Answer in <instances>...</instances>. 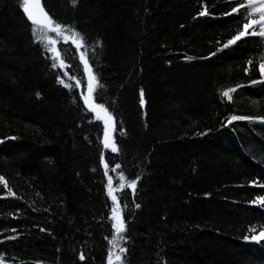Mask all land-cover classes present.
<instances>
[{
  "label": "trees",
  "instance_id": "16d2710c",
  "mask_svg": "<svg viewBox=\"0 0 264 264\" xmlns=\"http://www.w3.org/2000/svg\"><path fill=\"white\" fill-rule=\"evenodd\" d=\"M22 4L0 0V264H108L109 250L113 264H264V240L250 239L264 231V38L224 47L246 9L41 0L84 37L57 39L55 54ZM86 68L116 152L84 108ZM109 177L127 228L115 248Z\"/></svg>",
  "mask_w": 264,
  "mask_h": 264
},
{
  "label": "snow or ice",
  "instance_id": "6c2138e0",
  "mask_svg": "<svg viewBox=\"0 0 264 264\" xmlns=\"http://www.w3.org/2000/svg\"><path fill=\"white\" fill-rule=\"evenodd\" d=\"M18 2H19V0H18ZM77 2H78V0H72V3L74 6ZM235 2L237 4H239L240 7L238 8V7L234 6V7H232L231 12L226 13V14L231 15L232 13H238V12H240V8H245L246 11L240 13L241 20H242V30H238L237 33H235L233 35V37L227 41V43L224 45V47H228L229 45L235 44L237 41L241 40L242 38H244L246 36H259V37L264 38V0H247V3H245V0H235ZM22 7H23V11L27 15V18L32 22L33 25H39L40 30L46 29L47 31H55V32H57L58 35H62L63 32L66 30L70 31L72 33V38H73L74 42L79 41L78 47L83 46L84 37L79 32H76L73 28L70 27L68 29H64V27L61 24L55 22L48 15V13L45 12L44 9L40 6L39 0H23ZM33 9H39V13L43 17V19H38L37 15L34 14ZM257 13H258V18H254ZM199 14L200 15H207L208 11H207V9H205L204 11L200 12ZM257 26H258V30H256ZM249 29H252V31H249ZM32 31H33V35L37 38V40H42V39L46 38V37L40 36L38 34V28L37 27H33ZM49 43H52V42L49 40ZM49 50L51 51V49H49ZM54 58H56V57H54ZM262 60H264V58H262ZM85 63H86V61H85ZM248 63L251 65L253 62L250 60ZM55 66L56 65L54 64L53 67H55ZM86 70L89 72L91 81L93 83L90 85V88H89V96L85 98V104L92 111L99 110V111H97V119H104V124H105L104 147L105 148L111 147V150L113 152H116V151H118V148L115 145V143H111V144L109 143V141H111V139H112V131L114 130V124L111 123L112 122V116L102 104L93 105L91 103V93L95 91V87L97 85H99V81L97 80L95 75L91 74L90 68H86ZM259 70H260L261 74L264 75V62H261L259 64ZM60 83H64V82L61 80ZM253 83H256V81H253ZM64 86L65 87H71L68 84H64ZM99 86L102 87V85H99ZM231 91H235V89H229V90L223 92V95L225 97H228L229 99H231V97L229 95V93ZM140 102H141V105L144 104L143 89H141V91H140ZM100 111L105 113V117H101L99 115ZM244 119H251V118L233 115L229 122L237 121V120H244ZM116 167L119 168L120 166L116 165ZM105 168L107 169V165H105ZM114 170L115 169H113V171ZM105 175H107V171H105ZM120 179L121 180L125 179L123 173H121ZM2 180H3V178L0 177V181H2ZM135 185H136L135 180H132L128 183V187L132 188L133 191L135 190ZM107 187L109 189L108 195L111 197V199L114 202L113 207L111 209L112 215H111L110 219L112 221H114V223L112 224V228L115 229V235L112 236V239L109 242L115 248L118 246L117 241L126 239V237L123 235V233L126 232L127 228H126V222L122 217V209L120 208L119 204L116 203L117 197L112 194L114 189L112 188L111 177H109ZM254 202H259L261 204H264V199H261L259 201H254ZM124 207H127V205H125ZM136 207H139V205L137 204ZM250 231L255 232L256 231L255 227L250 229ZM10 238L14 239L15 237H10ZM245 239H249V237H245ZM250 239L253 241H256V242H259L260 240H264V231H260L258 235H252L250 237ZM120 252L121 253L126 252V249L123 247H120ZM114 255L115 254L112 252V250H109L108 264H113V256ZM80 259L81 260L84 259L83 254L80 255ZM115 260L121 261V256L115 255Z\"/></svg>",
  "mask_w": 264,
  "mask_h": 264
},
{
  "label": "rangeland",
  "instance_id": "374dc122",
  "mask_svg": "<svg viewBox=\"0 0 264 264\" xmlns=\"http://www.w3.org/2000/svg\"><path fill=\"white\" fill-rule=\"evenodd\" d=\"M256 15H257L256 18H258V13ZM257 28H258V26H257ZM45 31H46V35H47V38H45V39H46L47 42H49V40L52 42V43H49V45H50L52 51L55 52V54H56L55 46H56V42H57L56 40L57 39L62 40V41L69 40V41H72L74 45L78 46V42L77 41L74 42L73 38H71V37H69L67 35H64V34L58 35L57 32H55V31H47L46 29H45ZM49 33L52 34V38L49 37ZM261 76H262V78H264V75L261 74ZM111 123H113V120H112ZM102 124H103V128H105L104 119L102 120ZM104 142H105V134H104V131H103V139H102L103 146H104ZM109 143L110 144L114 143L113 131H112V139H111V141H109ZM107 149L112 151L111 147H108ZM258 234H256V235H258Z\"/></svg>",
  "mask_w": 264,
  "mask_h": 264
},
{
  "label": "water",
  "instance_id": "95a60500",
  "mask_svg": "<svg viewBox=\"0 0 264 264\" xmlns=\"http://www.w3.org/2000/svg\"><path fill=\"white\" fill-rule=\"evenodd\" d=\"M39 3H40V6L42 7V5H41V0H39ZM33 11H34V14L37 15L38 19H43V17H42V16L40 15V13H39V9H33ZM24 14H25V12H24ZM25 16H26V18H27V15H26V14H25ZM27 19H28V18H27ZM28 21H29L30 23H32L29 19H28ZM38 26H39V25H38ZM90 85H91V78H90V74H89V72H87V91H86V93H85V97H84V99H83V104H84V108L86 109V111H88V112L91 113L92 115H97V111H99V110H97V111H92V110H90L89 107L85 104V98L89 96V88H90ZM91 103H92L93 105H96V104L94 103V101H93L92 95H91ZM99 115H100L101 117H105V115H104V113H103L102 111L99 112ZM99 120H103V119H99Z\"/></svg>",
  "mask_w": 264,
  "mask_h": 264
},
{
  "label": "bare ground",
  "instance_id": "6f19581e",
  "mask_svg": "<svg viewBox=\"0 0 264 264\" xmlns=\"http://www.w3.org/2000/svg\"><path fill=\"white\" fill-rule=\"evenodd\" d=\"M91 83H92V81H91ZM114 138V137H113Z\"/></svg>",
  "mask_w": 264,
  "mask_h": 264
}]
</instances>
